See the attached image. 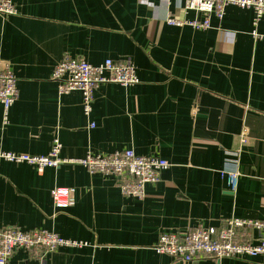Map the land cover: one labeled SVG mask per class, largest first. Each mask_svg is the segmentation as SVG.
<instances>
[{
  "label": "crops",
  "instance_id": "crops-1",
  "mask_svg": "<svg viewBox=\"0 0 264 264\" xmlns=\"http://www.w3.org/2000/svg\"><path fill=\"white\" fill-rule=\"evenodd\" d=\"M13 1L17 14H0V57L19 97L7 123L0 105V151L47 155L58 136L61 158L133 149L170 165L137 198L121 192L118 177L79 164L39 171L0 159V229L87 243L42 261L18 248L7 264H264V254L185 263L155 249L162 233L264 220V38L253 34L254 12L230 5L222 20L195 29L167 22L206 19L184 0ZM66 58L129 61L140 82L101 84L86 114L82 92L61 95L52 79ZM223 171L238 174L234 190ZM57 187L74 190L72 205L55 206ZM241 238L256 242L258 233Z\"/></svg>",
  "mask_w": 264,
  "mask_h": 264
},
{
  "label": "built area",
  "instance_id": "built-area-1",
  "mask_svg": "<svg viewBox=\"0 0 264 264\" xmlns=\"http://www.w3.org/2000/svg\"><path fill=\"white\" fill-rule=\"evenodd\" d=\"M169 1V0H168ZM186 9L202 13L204 21L180 20L169 15L167 22L174 26L189 25L195 29L211 26V16L222 20L226 8L230 5L254 12L253 34L264 18V0H184ZM18 9L13 0H0V14L10 16ZM52 79L58 83L59 94L80 90L83 95V108L89 114L94 102L95 90L101 84H121L132 86L140 82L136 68L131 62L116 63L112 59L94 65L83 58H66L53 71ZM17 78L9 62L0 57V105L4 110L7 123L11 107L18 100ZM245 130L244 134L246 135ZM63 145L58 136L52 140L51 150L47 155L0 151V159L13 163H26L42 171L46 167H59L66 164H79L89 172H99L106 176L120 179L119 186L124 195L141 198L147 184H156L161 179V172L169 167V162L157 156L138 155L133 149L118 150L110 154L89 151L83 158H61ZM237 173L223 171L232 190L237 185ZM73 189L55 188L52 197L57 208H66L73 204ZM254 229L258 233L256 242L244 240L241 235ZM84 241L65 238L55 231L45 229L22 230L17 227L0 229V264H7L18 248L36 251L42 254L53 253L61 247H84ZM158 253L168 255L179 262H191L201 257L244 258L264 254V220L232 217L226 220L221 229L199 226L185 234L162 233L155 246ZM40 264H43L41 262Z\"/></svg>",
  "mask_w": 264,
  "mask_h": 264
}]
</instances>
